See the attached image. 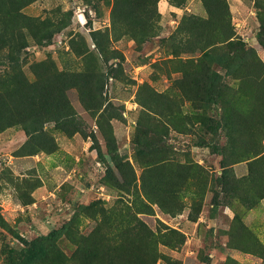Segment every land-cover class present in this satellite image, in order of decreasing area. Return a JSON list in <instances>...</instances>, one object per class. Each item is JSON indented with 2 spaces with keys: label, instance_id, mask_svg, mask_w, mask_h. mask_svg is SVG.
I'll return each instance as SVG.
<instances>
[{
  "label": "rangeland",
  "instance_id": "374dc122",
  "mask_svg": "<svg viewBox=\"0 0 264 264\" xmlns=\"http://www.w3.org/2000/svg\"><path fill=\"white\" fill-rule=\"evenodd\" d=\"M210 1L0 0L39 27L18 64L0 58L3 93L50 75L70 122L0 129V264L52 230L47 264H264V196L239 198L264 192V159L246 158L264 157V79L232 59L242 42L264 68V0H217L223 31ZM204 45L210 82L186 62Z\"/></svg>",
  "mask_w": 264,
  "mask_h": 264
},
{
  "label": "trees",
  "instance_id": "16d2710c",
  "mask_svg": "<svg viewBox=\"0 0 264 264\" xmlns=\"http://www.w3.org/2000/svg\"><path fill=\"white\" fill-rule=\"evenodd\" d=\"M31 1L32 0H5L9 7L14 5L19 9L26 6ZM216 2L218 1H210L211 8L206 6L209 13V18L206 22H212L210 24L213 26L210 28H214V30H220L222 28L220 31H223L225 22L230 21V13L225 2L221 5H218ZM9 12V9H5V7L0 4V50H3L0 54V58L8 60L10 64H18V60L16 59L17 57L13 51L17 53L22 50L27 45V37L30 36L31 38H36L39 27L35 25V18L19 13L17 17L19 19H15L12 15H5ZM259 16L261 22L264 23V17H262L261 13H259ZM54 33V30H46L43 36L45 38H51ZM17 35L20 37L18 40L16 39ZM231 37L232 33L227 34L225 37L224 41L227 42L228 46L234 42ZM204 40H207V38H204ZM238 43H240L239 51L235 52V55L232 56L234 63L238 65L245 63L250 66L252 70L246 72L245 77L248 76L250 78L263 80L264 68L261 60L258 58L253 49H243L241 47L243 43ZM208 47L209 46L205 45L200 46L198 49L199 54L196 59L186 61L194 62V64H196L193 68V74H198L199 78L203 82H210L213 77L217 76V73L213 71L210 74L211 67L207 63L209 61L212 62L214 56L211 55L212 51L208 50ZM174 53V55H177V52ZM179 61L182 60L180 59ZM198 64L200 67H198ZM179 71L183 73L182 70ZM20 76V81L13 86L10 92L3 93L4 90L0 85V129L11 125L12 122L18 119H26L24 125L25 130L31 133L39 130L43 124L48 121L61 120L59 121L61 124H70V122H66L64 120L69 117V113L64 110V107L67 105V97L63 93L62 87L58 85L54 86L49 83L51 82L50 75L47 76V80L49 82L45 84H39L35 81L28 82L21 73ZM61 76V74H58L57 77ZM2 94H4V96ZM28 125H35V127L33 130H30L28 129ZM64 131L66 134L72 133L68 129H64ZM233 144L236 143L233 142ZM262 152L263 150L258 148L254 152H250V156L246 158H253L255 160V158H257L255 156L258 155V160L261 161L264 159V157H261L263 155ZM232 157L234 162L239 161V158H234V154ZM254 196V194H245L239 196V198L242 199L243 206L249 208L254 205L256 199H260L264 196V192L256 197ZM59 236L60 233L58 230H52L47 235L38 236L32 240L22 239L23 247L19 251H13L9 264L52 263L49 261L51 259V261H54V255L60 253L58 246Z\"/></svg>",
  "mask_w": 264,
  "mask_h": 264
}]
</instances>
